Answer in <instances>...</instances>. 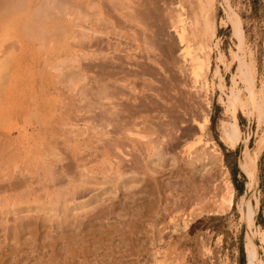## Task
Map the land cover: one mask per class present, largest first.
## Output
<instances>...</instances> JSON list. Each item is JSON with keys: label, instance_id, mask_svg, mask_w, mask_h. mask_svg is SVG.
<instances>
[{"label": "bare ground", "instance_id": "bare-ground-1", "mask_svg": "<svg viewBox=\"0 0 264 264\" xmlns=\"http://www.w3.org/2000/svg\"><path fill=\"white\" fill-rule=\"evenodd\" d=\"M0 1H5L4 5L9 7H0V14L3 17L6 13L10 16L11 13L14 14L21 8L22 10L25 9L24 7L30 6L32 2L30 0ZM161 1L164 3V1L168 0H40L35 10L33 9V12L30 11V15L27 16L28 19L26 18L27 23L35 21V28L31 29V31L30 28L34 26L31 27L29 24L30 27H24L27 23L22 25L25 35L30 34L31 37L33 31L34 33L37 32L38 34H35L36 36L38 35L37 38L41 40L44 37L47 43L50 42L47 35L51 33L52 29H56V27L58 29L60 25L65 28L58 22H62L63 18V21H69L74 17L75 22H70L71 25L73 24L72 26L67 22V24L63 22L68 27L70 25L69 28L71 30L72 27L73 30L74 28L78 29H76L77 33L73 34L74 36L71 34L73 36L72 44L70 42L72 50H70L69 56L50 65L52 70L57 72L55 76L57 74L63 80L65 78V84L68 83L69 85H66V87H69V92L76 91L83 80L87 81V84L85 87L83 86V89L81 87L80 89L82 90H79L77 94L74 93L73 95L72 93L70 95L72 97H67L68 99L73 98L74 102L79 101L80 103L77 102V105H73L77 108L79 106V109L76 108L71 111L69 108H65L67 110L64 111V107L72 106L70 104L72 100L68 101L63 95L61 96V98L63 97L62 100L59 99L57 102L55 100L52 106L47 104V107L39 105L36 100L34 101V98H36L34 96V102L31 103L33 107L30 108L31 106L28 105L29 107L25 110L22 109L23 111L20 112H25V114H22V126H18V122L11 123L12 120H9L11 125L15 123L12 126L17 130V136H14V128L7 129L10 125L9 123H6L8 126L2 125V127L0 125V182L9 181L8 184L10 187L12 186L13 190H11L14 191V195L0 197V227H3L6 233L5 242L3 241L4 238H0V264H105L103 263L105 261L103 256H101L103 261L99 260L102 263L98 262V260L97 262L93 261V263L90 258H87V253L93 251V253L97 254L99 249L102 251V248L107 243H105V240L114 237L113 231L118 232L122 245H127L129 238L133 237L134 239L138 235V231L143 233L140 228L144 225V220H147L146 224L149 225L148 220L154 221L153 217L156 218V215L161 217V219L151 223L150 228L155 230L159 227L158 225L163 221L162 218L165 217V214L160 215L162 211H159L165 188L169 189V192H166L169 193V196H172V199L167 198L166 203L163 204V211L168 212L172 222L176 217L181 216L184 222L178 224L184 229L195 219L194 216H189L190 212L188 213L187 210L189 206L193 212L199 210L202 212L206 207L214 205L219 212L223 213L232 209V206L235 205V190L229 178L226 181L225 188L220 191L217 188L218 186L215 187V184H213L214 180L211 172L208 173L209 176L202 173L204 184H199L202 182L198 179L199 177H196V172L200 171L198 162H200L201 166L206 167L207 165L203 162L206 158L209 160L214 159V152L220 155V152L215 151L214 148L212 151L214 154L208 150L195 153L192 151L202 141L204 136L187 145L185 152H188L189 158L192 155L190 162L185 163L188 169L178 163L177 157L173 159V163L170 162L168 157L171 152L177 151L179 146L177 139L179 137L167 138L166 132L171 127L177 128L176 124L178 125L177 122L180 120L181 115H176L178 108L174 105L178 103L177 105L182 107V104L179 105L180 103L177 102L173 105L174 101L172 99L171 101L167 94L164 96L163 93L159 92L165 86L162 84L161 88L156 85L158 82L157 76L167 73V63H171L169 58L174 56L170 54L172 49L167 48L170 47L169 44L163 45L162 43L164 38L162 31L167 21L162 20L161 23L162 17L158 13ZM176 1L178 2V0ZM226 1L225 9L229 11L228 0ZM34 2L36 3V1ZM0 4L2 3L0 2ZM171 5L174 4L172 3ZM16 6L18 8L22 7L16 9ZM13 9H15L14 13L12 12ZM30 9L29 7L28 10ZM172 9L170 10L172 15L166 16L170 17L168 20L173 23L174 31L176 30L179 39L177 41L183 47L181 55L186 63L185 67L188 66L190 77L193 78L194 84L192 83V88L197 90L196 93L204 90L203 92H206L205 97H207L209 86L207 81L201 80L202 78L200 79V77L203 70L211 68L210 61L204 53V46L200 42L190 43L187 39V25L189 22L187 23L183 5L178 3ZM1 12L4 13L2 14ZM2 16V20L8 17L3 18ZM30 16L38 19L33 20V18L31 19L33 21H31ZM2 20L0 25L3 24ZM231 20L235 27V34L240 38L242 35L240 22L235 17ZM51 22H56L55 24L58 26L53 25L56 27L52 28ZM28 27L29 29L27 30L26 28ZM55 29L52 30V33L57 30ZM26 31L30 33H26ZM40 33H44L46 36H42ZM60 34L58 33L57 38L59 36L61 38L62 32ZM35 35L33 34L32 39H34ZM49 35L56 38L54 34ZM63 38L62 36V41H65ZM55 41H51L49 44H61V42ZM2 43L4 42H0V44ZM47 43L42 45L46 46L48 45ZM66 45L68 44L66 43ZM9 47L7 48L9 49ZM8 49L6 51L2 49V52H7ZM241 50L245 52L243 45ZM9 52H7L8 55ZM236 56L239 57L238 76L245 82L249 93L248 100L252 107L250 111L255 114L259 125L264 124V94L261 95V92L255 88V77L250 67L251 64L249 65L248 60L246 61L245 59V53L241 57ZM50 65H48L49 68L51 67ZM183 66L181 67L182 69ZM65 69L68 70L67 74L64 71ZM162 70H165V72ZM183 73L185 72L182 71ZM216 73L219 74V69L216 70ZM63 84H61L62 87ZM262 90L264 92V87ZM164 91L167 90L164 89ZM240 93L241 90L237 85L233 86L229 95L228 105L226 104L228 107L227 111H233V117H236L238 106L243 104ZM171 104L175 109L169 107L172 106ZM28 111H31L32 116ZM55 111L57 113L53 117L52 114ZM83 112L84 114H89V116L85 117L82 114ZM2 117L3 115L1 114L0 121H2ZM32 117L37 119L35 127H29L32 125ZM46 117L51 119L47 120ZM76 117L83 118L82 121L84 123L80 125L79 121L76 122V120H79ZM52 119L56 120L57 123L59 121L61 127L58 125L59 128H56L54 120L52 122L56 129L51 126L52 124L49 126ZM193 122L198 127V132L202 135L206 131L207 125L210 124L209 112H206L202 122L196 119ZM184 126L186 127V125ZM224 130L226 141L235 148L242 139L240 127L231 120L227 121ZM59 138H61V141ZM91 150L95 152L85 155V152ZM93 155L97 157L96 160L89 159ZM67 159H70V162L68 160V163L63 164ZM243 159L241 167L243 170H247L251 162L248 148L244 151ZM127 161L130 165L127 164ZM256 161L257 153H255ZM74 164L75 166H73ZM169 165L170 168L168 167ZM59 166L62 168L60 175H65L68 178L67 183H61L59 188L51 189L48 182L53 183L60 176L56 168ZM164 168H168L170 176H174L176 180L172 178L174 180L169 181L168 179L167 183L165 182L166 184L163 183L161 181L162 178L160 179L159 176L165 170ZM192 172L196 174L189 175ZM21 176L24 177L25 181L22 180L23 177ZM35 177L39 178L37 183H40V185H34L38 181L37 178L34 181ZM66 177L65 179L63 178L64 181ZM15 179H19L23 183H19ZM162 180L166 179L163 178ZM209 183L211 184L209 185ZM3 186L0 185V187L4 188L5 186ZM34 187L37 189L34 190ZM41 187L43 188L41 189ZM7 189L6 187V191L9 190ZM40 190L42 191L41 193ZM1 191L4 192V189H1ZM6 191L4 192L5 195ZM92 191H96L93 196L92 193L90 198L75 203L79 197H83L86 193ZM15 192L17 193L15 194ZM119 192L123 195L119 194L123 201L120 203L119 210L116 213L115 204L116 199L119 198ZM238 208L242 219L249 222L251 227H253L254 209L252 203L243 198L238 204ZM24 213L26 215L22 217ZM115 213L117 221L112 223L111 228H106V224L111 223L110 220ZM173 213L176 217H172ZM11 214L15 215L16 221L20 220L19 225L13 230L7 229V223L11 219L9 215ZM167 227L168 225L163 226L159 230V236L158 238L156 237V240L162 241V234L166 232ZM145 228L147 229V226ZM41 229L42 231L43 229L49 230V234L45 238L50 239V241L43 242L42 245L44 248L48 245L49 248L53 246L52 251L47 256L39 255L34 257L32 254V257L31 253L39 251L37 239L40 236L39 230ZM54 233L58 234V238H55ZM28 234L31 237H27ZM23 238L25 240L21 241ZM54 239L56 241H53ZM63 239H67V247H62L63 249L59 247L60 249H57V242ZM7 240L9 243H6ZM261 240L264 243L263 233L261 234ZM116 242L118 244V241L114 243ZM255 243L254 235L252 234L248 245V262L249 264H264V260L260 256ZM122 245H119V247ZM206 249L208 250L207 247ZM160 252L159 250L157 253L155 251L157 255ZM160 255L163 256L162 254ZM156 256L154 264H166ZM31 257L34 260L33 263H31L33 261ZM111 260L113 259L111 258ZM120 262L122 263V261ZM115 264L117 263L115 262Z\"/></svg>", "mask_w": 264, "mask_h": 264}, {"label": "rangeland", "instance_id": "rangeland-1", "mask_svg": "<svg viewBox=\"0 0 264 264\" xmlns=\"http://www.w3.org/2000/svg\"><path fill=\"white\" fill-rule=\"evenodd\" d=\"M30 1H32L31 5L24 7L25 9L23 10L22 8L21 10L19 9L22 6H20L19 8L16 6L17 8L16 7L15 8L19 9L18 12H15L16 13L15 14L14 13L15 9L12 10V12L15 15L11 13L10 14L11 17H10L8 16L9 14L6 13L4 17L6 18L8 16L6 18L8 22L6 19L2 20L1 18L2 15L0 14V19L2 20L4 24V25L3 24L0 25V27L2 26L0 28V30L2 31V32L0 31V42H4L0 44V68H1L0 69V115L1 114L3 115L2 121H0L1 126L2 125L8 126V124L6 123H9L11 125L12 122H15V123L18 122V126H22L23 124L22 114H25V112L24 113H20V112L25 110L27 107L31 106V103L34 102L35 100L38 102L39 105H43L47 107V104H49L48 106H52L55 100H56L55 102H57L59 101V99L62 100L63 97L64 98H67L68 96L72 97L70 96L72 95V93L73 95L74 93L77 94V92L79 90H82L87 84V81L83 80L82 83L80 82L81 83L79 84L80 87H78L76 91L70 90L71 92H69V87H68L69 85L68 83L65 84V78L63 80L61 76L59 77L57 76V74H56L57 76L56 77L55 73L57 72H54L55 70H52V66H51L53 65V63L57 62L58 60L66 56H69L71 52L70 50H72V48L70 47L72 46L70 45V42L73 41V36L75 35V33H77V30H78L77 28H76L77 30L74 28L75 30L74 31L72 27L73 32L71 33L72 30L71 28H69L71 25L70 22L72 21L75 22V20L73 19L74 17L72 18V20H69V21H63L64 18L62 22L60 21V23L56 21L58 22V24H62V26H64L65 28H62L61 25L59 27L57 24H55L56 22H53V23L51 22L52 28L58 26V29L59 28L64 29V30L59 29V31L62 32V36L64 37L63 39H65V41H62L61 39L62 36L61 38L60 36L57 38L58 33L59 34L61 33L58 31L57 27H56L57 30L54 28L56 30L55 31L56 34L55 32L52 33L53 32L52 30L54 29L51 28L52 30H51V33L49 34H54L56 38H53L51 35L47 33L48 34L47 38L50 39V42L51 41L54 42L55 39H57L55 42L59 41L61 42V44L64 42L62 46L61 44L59 45V43H56L54 45H52L53 44L52 43L51 44L52 46H51L49 44L50 43L49 40H48L49 43H47V40H45L44 37L41 38V40H39L37 38L38 35L37 36L35 35V34H38L37 32L34 33L33 31V34L36 36V38L34 36V39H32L33 34H31L32 36L30 37V34L25 35V32L23 31L24 28L22 25L27 23V19H28L27 16H29L30 15L29 13L33 12L32 10L33 9L35 10L36 6L40 3V0H30ZM34 1H36V3ZM0 2L2 3L0 4V7L5 8V6H7V5H4L5 1L4 2L0 1ZM6 2H9V1L6 0ZM172 3L174 5H171ZM178 3L183 5L185 12H186L185 15L187 18V23L188 22L190 23V24L188 23L187 25V29H188L187 36L189 37V38L187 37V39L190 41V43L192 42L194 43L196 41V42H200L204 46V53L207 55L210 61V64H211V68L203 70L201 73V77H200V79L202 78L201 80L207 81V84L209 86V93L207 94V97H205L206 92L204 93L203 92L204 90H202L200 93L199 92L196 93L197 90L195 88L194 89L192 88L194 84L192 81L193 78L190 77L191 75L189 73V70L187 69L188 66L185 67L186 63L184 62L183 57L181 55L183 47L180 43H178L179 39H178L176 30L174 31L173 23L171 22V20L170 21L168 20V18L170 19V17H167L168 15L169 16L172 15V12L170 10L174 8L175 5H177ZM159 4H161L160 11L158 12L160 13V16L162 17L161 23H162V20L167 21V24L165 23L166 25L164 26V29L162 31L163 37H164L162 43L163 45L169 44L170 47H167V48L172 49L173 54L170 50L169 51H170V54L174 56L171 57L170 55L172 59L169 58L171 63H167V66L169 65L168 68L166 66L167 73L165 72V70H162L163 72H165L164 73L165 75L157 76L158 82L156 83V85H159L161 88L163 85L165 86L159 92L163 93L164 96L165 94H167L169 99L170 100L172 99L174 101V103H172L173 105L176 104L177 102L180 103L179 105L182 104V107L178 106L177 105L178 103L174 105L175 107L177 106L178 110L177 108L176 110L179 111L178 113L176 111V115H179V114L181 115V117L179 118L180 123L179 121L177 122L178 125L176 124L177 126L176 129L174 127L170 128L169 126V128L172 130L168 129L166 132L167 138H170V137L172 138L174 136L179 137L177 139V142L179 144V146L177 147V151L171 152L168 155V157L170 158V162L172 163L174 161L173 159L174 158L176 159L177 157L179 160L178 163L182 165L184 168L188 169L185 163L190 162L192 155L189 158L188 152H185L186 148L188 147L187 145L194 143L200 137L202 138L204 136L202 138V141H200L192 149V151H194L195 153L197 151L208 150L212 154L215 153L214 155L215 158L211 160L206 158L203 161L207 165L206 167L201 166L200 162H198L200 171L196 172L197 173L196 177L197 178L199 177L198 179H200V181L202 182L199 184L200 185L204 184L203 183L204 181H202L203 179L202 173L204 175L209 176L208 173L211 172V174L213 175V180H214L213 184H215V187L218 186L217 188L220 191L225 188L226 181L229 178L235 190V205L232 206V209L226 212H223V213L219 212L214 205L206 207L202 212H200V210L193 212L191 211L192 208H190L189 206L187 207L188 213L190 212L189 216L190 217L194 216L195 219L186 229H184L182 228V226L178 224V223L184 222V219L181 216L176 217L173 213L172 217H176V218L172 222L170 221L171 218H169L168 212L163 211V206H164L163 204L166 203L167 198L169 197L172 199V196L168 195L169 189L165 188V192L164 194H162L163 196L160 202L161 204L159 205V211H162L160 212V215L165 214L164 216L166 217V219L165 217L162 218L163 221L160 222V224L158 225L159 227H157L155 230L150 228L151 223H153L155 220L161 219V217H157L158 215L155 216L156 218L153 217V219H155L154 221L148 220L149 225L146 224L147 220H144V225L146 224L145 226H147V229L142 224L143 226L140 228V230L143 231V233H139L140 231L137 230L138 231L137 233L139 236L136 235L137 238L134 236L135 237L134 239L133 237L129 238L128 244L125 246L124 244L122 245V242H121L122 240L118 236L119 235L118 232L116 233V231L115 232L113 231L114 237L113 238L110 237V239L105 240V243L106 242L107 243L102 248L103 250L100 251L101 249H99L98 250L99 252H97V254L93 253V251L91 252L89 251L88 253L90 254L88 255L87 253V258H90L92 262L93 261L97 262L98 260V262L102 263L103 261L102 259L104 257L105 261H103V263L105 264L106 263L115 264V262L117 264L118 263L120 264L121 263L120 261H122L123 264H146V263L154 264V258L157 255L156 254L157 251L159 250L161 252L158 254L159 256L157 255L156 257H159V259L163 260L166 264L170 262H171L170 264H249L248 245H249V242L253 234L255 242H256L255 244L258 247V252L260 256L262 257V259L264 260V243L261 240V234L262 233L264 234V160H263L264 124L259 125L255 114H252L250 111L252 107L248 100L249 93H248V90L246 89L247 86L245 82L241 79L240 76H238L239 57L236 56L238 55L241 57L243 56V53H245V59L246 61L248 60L247 62L249 63V65L251 64L250 67L252 68L253 76L255 77V88L257 91L261 92V95L264 94L262 90L264 87V0H228L229 11H226L225 9L226 4H227L226 0H178V2L176 0L175 1L168 0V1H164V3L161 1ZM29 7L31 8L30 10H28ZM7 8L9 7L7 6ZM4 11L7 12V10L5 9ZM31 16H30V20L34 18V17L32 18ZM233 17L237 18V20L240 22V29L242 33L240 38L239 36L235 34V27L231 20ZM36 18H34L33 20H35ZM63 22L65 23L67 22L68 24H70L69 27L68 25H66L67 23L65 24ZM29 24L31 25V27L34 26L33 28H30V30L31 29L33 30L35 28V21L30 22V23L28 22L26 25H24V27L29 26ZM53 25H56V26H53ZM29 27L26 29L28 30ZM26 33H30V32L26 31ZM40 34H42V36L44 35V33H40ZM71 34L72 35L74 34V35L71 36ZM65 42L68 45H66ZM43 43L44 44L47 43L48 45L44 46L42 45ZM4 44L6 45L5 46L6 48L4 47ZM16 44L18 47L16 46ZM242 45L245 49L244 50L245 52H242L241 50ZM7 47H9V49ZM2 49H5V51L6 49H8L7 52L10 51L9 55L7 52H2ZM64 50H65V53H64ZM177 64L179 65L183 64L184 65V66L182 65L183 69L181 68L182 66H179V65L177 66ZM48 65H50L51 67L49 68ZM217 69H219V74L216 73ZM181 70L185 73L182 74ZM64 71H66V74H67L68 70L65 69ZM164 82L167 84L165 85ZM60 83L61 84L64 83L63 87ZM66 85L68 86L66 87ZM235 85H237V87L241 90L240 94L243 100L242 103L244 105L240 104L238 106L236 117H233V111L232 110L227 111V108H228L227 105L229 101V95L231 94V88ZM81 87L82 89H80ZM166 87L168 88L166 89ZM164 89L167 91H164ZM62 95L63 97L61 98ZM34 96L36 98H34ZM33 98H34V101H33ZM68 98H67L68 101L69 100L71 101L73 99V98L71 99H68ZM67 100L66 102H68ZM72 102H74V100L70 102L72 106L70 105L69 107H64V111L67 110L65 108H69L71 111L73 109L75 110L77 107L73 105L74 104L77 105V102L80 103L79 101H75L74 103ZM208 102H209V105H208ZM173 105L169 107L170 108L172 107L173 109H175ZM32 107H33V104L30 108ZM79 108L80 107L78 106L77 109ZM28 112L31 115V111H28ZM206 112L207 113L209 112L210 114V124L207 125L206 131L201 135L200 132H198V129H197L198 127L195 125L193 120L196 119L197 121L202 122ZM18 113L21 115H19ZM55 113H57V111L53 112L52 114L53 117ZM70 113L71 115H73L72 112ZM82 114L85 117L89 116V114L88 115L84 114V112ZM52 116L50 117L52 118ZM50 117L49 118L46 117V119L47 120L51 119ZM35 118L36 117L31 118L32 125H30L29 127L31 126L35 127V124L37 121V119ZM76 118L79 119V120H76V122L79 121L78 123L80 125L84 123V121H82L83 118L81 119L78 117ZM9 120L11 121V123L9 122ZM53 120L54 119L51 120V122L49 123V126L52 124L51 126L54 127V123H56L55 124L56 128L61 127L59 124V121L57 123L56 120L54 121ZM231 120L240 127L241 133H242V139L235 148H233L226 141L225 133H224L225 131L224 128L226 126L227 121H231ZM10 125L8 126V128L7 127L6 128L7 129L14 128L13 124H12L13 126L11 125L12 127ZM184 125H186V127ZM189 127H191L193 131L190 130L191 128ZM193 127L196 128L195 131ZM14 129H13L14 136H17L18 132L16 129L15 130ZM185 132L187 135L185 134ZM59 139L61 141V138ZM205 143H208V144H205ZM213 148L215 151H219L220 155L217 154L216 152L213 153L212 152ZM237 148H239L240 150L239 155L232 154L228 156L227 158V153H229L231 150H236ZM247 148L250 151V161L251 162H250L248 169L243 170V168L241 167V162L244 160L243 159L244 151ZM92 152H95V151L91 150V151L85 152V155L87 154L89 155V153H92ZM255 153H257L256 162H255ZM142 157L144 158V156ZM89 159L96 160L97 157L93 155V156H90ZM68 160L70 162V159H67L65 160V162H63V164L68 163ZM236 163H238L239 169L241 170L243 174H245V178H246L245 183H244V191L242 193L236 190V187L232 179L231 168L235 166ZM127 164H129L128 161H127ZM73 166H75V164ZM168 167L170 168V165ZM56 168L60 175V172H62V168H60V166ZM201 169H202V172H201ZM166 170L168 171V168H166L159 176L160 179L164 178L166 180L161 179V181L165 183L166 181H168V179L169 181L174 180V179L176 180L174 176L173 177L170 176L171 175L170 171L167 172ZM194 173L195 172H192L189 175H193ZM60 176H58L59 179L57 177L56 178L57 180H55L53 183L48 182L51 189L59 188L61 183L62 184L65 182L67 183L68 178L65 175H60ZM65 177H66V180L64 181ZM239 177L241 178V180H243L240 175ZM36 178L37 177L34 178V181L36 180ZM39 178L41 177L39 176ZM39 178H37L38 181H36V183L34 184L35 186H37V184L40 185V183H37L39 182ZM17 180L19 181V179ZM22 180L25 181L24 177L22 178ZM23 181L22 182L19 181V183L20 182L23 183ZM4 182L5 181L0 182L1 186L3 185L5 186V187L3 186L4 188L0 187V191L1 189L2 190L4 189V192H5L6 187L10 191L7 189L8 191H6L7 192L6 195L3 191H1L0 197L3 198V196L5 197V196L14 195V191H12L13 190L12 186L10 187L8 184L9 181L6 180V182L5 183ZM210 184L211 183H209V185ZM42 188L43 187H41V189ZM36 189L37 188H35L34 190ZM250 189L252 190L250 191ZM41 192L42 191L40 190V193ZM16 193L17 192H15V194ZM94 193H96V191L86 193L85 196L79 197L75 201V203L77 201L79 202V201H83V200L90 198L91 194L93 196ZM119 194L122 195V193L119 192L118 196ZM243 198H245L246 200L252 203V206L254 209L253 227H251L249 222L242 219L241 212L238 208V204ZM122 201H123V198L120 196L119 198L116 199V204H115V207L117 208V209L115 208L116 213L118 212L119 205L120 203H122ZM116 213L110 220L111 225L107 223L106 228L108 227L111 228L112 223L117 221V216L115 217ZM22 215H23L22 217H24L26 213ZM9 218L11 219L7 223V229L13 230L15 229V227L19 225L20 220L18 219L16 221L15 215H12V214L9 215ZM167 225L168 227L165 230L166 232L162 234V241L159 242V240H156L159 236L158 235L159 230L163 226H167ZM39 234L40 236H38V239H37V245H38L39 251L31 253V255L33 254L34 257L35 256L38 257L39 255L47 256L49 252L52 251V247H53L51 246L49 248V245H48L46 246L47 248L45 247L46 248L45 250L44 246L42 245L43 242L50 241V239L45 238V236L49 234L48 229H43V231L42 229L39 230ZM54 236L55 238H58L57 233H54ZM5 237H6V233L3 230V227H0V238L2 239L4 238L3 239L4 241ZM27 237H31V236L28 234ZM24 240L25 238H23V240L21 241H24ZM53 241H56V240L54 239ZM113 241L114 242L118 241V244L117 242L114 243ZM147 241L149 242L147 243ZM6 243H9V241L7 240ZM119 245H122V246L119 247ZM108 246H111V247H108ZM59 247L60 248L67 247V239L59 240V242H57V249H60ZM206 247L208 248V250L206 249ZM160 254H162L164 257L161 256ZM111 255L112 257H110ZM113 256L114 258L116 257L115 259L118 261H116L113 258ZM32 257H31V260H33ZM111 258L113 260H111ZM99 260H102V261H99ZM149 260H150V263H149ZM33 262L34 260L31 261V263Z\"/></svg>", "mask_w": 264, "mask_h": 264}, {"label": "trees", "instance_id": "trees-1", "mask_svg": "<svg viewBox=\"0 0 264 264\" xmlns=\"http://www.w3.org/2000/svg\"><path fill=\"white\" fill-rule=\"evenodd\" d=\"M239 153H240L239 148H237L236 150H231L229 153H227V158L232 154L239 155ZM263 160H264V156H263ZM231 174L236 190L242 193L244 191V183L246 178H245V174H243L239 169L238 163H236L235 166L231 168ZM239 175L242 177L243 180H241Z\"/></svg>", "mask_w": 264, "mask_h": 264}]
</instances>
